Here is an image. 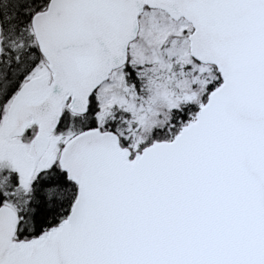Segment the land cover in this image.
Returning <instances> with one entry per match:
<instances>
[{"label":"snow or ice","instance_id":"obj_1","mask_svg":"<svg viewBox=\"0 0 264 264\" xmlns=\"http://www.w3.org/2000/svg\"><path fill=\"white\" fill-rule=\"evenodd\" d=\"M0 264H264V0H0Z\"/></svg>","mask_w":264,"mask_h":264}]
</instances>
